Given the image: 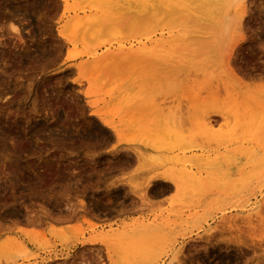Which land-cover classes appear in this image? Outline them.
<instances>
[{"label":"rangeland","instance_id":"374dc122","mask_svg":"<svg viewBox=\"0 0 264 264\" xmlns=\"http://www.w3.org/2000/svg\"><path fill=\"white\" fill-rule=\"evenodd\" d=\"M253 1L241 25L234 0H179L195 8L184 9L186 26L181 19L155 31L163 37L162 58L84 71L78 67L91 59L87 52L117 46L102 27L76 24L89 13L87 1L0 0V121L12 128L6 147L18 148L0 158V240L7 236L2 227L23 220L12 228L27 242L25 249L1 247L0 256L18 264H112L103 246L76 242L145 216L160 226L137 264H170L174 254L182 264L264 263V22L260 0ZM14 6L18 16L10 12ZM192 12L203 18L194 20ZM10 17L22 41L9 30ZM147 35L133 30L126 44L142 45L136 41L146 42ZM181 36L183 51L176 42ZM230 46L231 63L244 69L239 82L222 75ZM91 73L104 78L92 80ZM101 120L117 126L119 135ZM175 169L207 177L211 190L174 192L162 181L144 189L150 175ZM142 191H151L150 198ZM7 196L20 214H5ZM172 204H179L177 212H169ZM25 213L39 223L25 225ZM236 237L245 244L227 242ZM138 245L121 244L122 260Z\"/></svg>","mask_w":264,"mask_h":264},{"label":"bare ground","instance_id":"6f19581e","mask_svg":"<svg viewBox=\"0 0 264 264\" xmlns=\"http://www.w3.org/2000/svg\"><path fill=\"white\" fill-rule=\"evenodd\" d=\"M65 1V0H64ZM87 1V3H89V9H88V12L86 15H83L82 17H79L78 19H76V24H78L81 28H86V29H96V28H99V27H102L104 29V31L110 36H112L114 39L117 40V46L111 50V47H107V46H104L107 47L102 53L100 54H97L96 53V50L97 49H93V51H89L87 52L86 54L91 58L89 61H86V62H83L79 65L78 68H81L82 70L86 71V70H89V71H94L96 69V67L98 66H104L105 68L106 67H112V66H119V65H122L124 64L127 60L131 59V58H134L137 60L138 63H144V62H147V61H154V60H157V59H160L162 58L163 56V37H162V34H160V37H154L156 36V33L155 31L158 29V27H161L163 24H169V23H180L181 19L184 20V23L183 25L186 26L187 24V21H188V16L189 13L185 12L184 9L186 8H195V7H185L183 5V2H182V5L179 4V0H160V4H156L155 3V0H85ZM163 1V2H162ZM236 2V4L239 3V8H240V13H238V17H239V20H238V23H241L242 22V19L244 18V16H248L249 13H248V10H251V9H248V4H250L251 2L247 3L248 0H234ZM262 0L258 1V3L255 1V4H259L257 5L258 6V11L260 12V14L263 16V22H264V13H263V9H264V5L262 4L261 2ZM154 2V3H153ZM238 2V3H237ZM1 4V3H0ZM252 4V3H251ZM250 4V5H251ZM254 4V3H253ZM65 5V4H64ZM249 5V6H250ZM216 7V6H215ZM252 7V6H251ZM256 6L252 7L253 9L255 8ZM211 9V8H210ZM1 10V9H0ZM209 10V9H208ZM257 10V9H256ZM18 7L17 6H14L13 9H11V13H14L18 16ZM3 12H6V10ZM25 12V11H24ZM9 13V12H8ZM10 13V14H11ZM22 13V12H21ZM251 13V12H250ZM1 14H2V11H0V19L1 18ZM4 14V13H3ZM192 14L193 16H195V19L194 20H198V18H203V15L204 13H199V12H192L190 13ZM20 15V14H19ZM26 15V14H25ZM210 15H214V14H210ZM209 15V16H210ZM251 15V14H250ZM253 15V14H252ZM9 16V15H8ZM13 16V15H11ZM22 16V15H21ZM6 17V16H5ZM20 17V16H19ZM23 17V16H22ZM211 17V16H210ZM256 17V16H255ZM254 17V18H255ZM8 18V17H7ZM14 18V16H13ZM26 18V17H25ZM4 19V18H3ZM18 19V18H17ZM249 19V18H248ZM260 19V18H259ZM10 22L8 24V28L11 32H13L16 36V38L19 40V41H22L21 40V37H20V27L17 25V23L13 22L12 21V17H10ZM21 22H22V19H20ZM258 21V20H257ZM245 22V21H244ZM256 22V21H255ZM262 23V22H261ZM182 24V23H181ZM244 24V23H241V25ZM239 25V24H238ZM257 26V25H256ZM263 26V25H262ZM260 25V27H262ZM264 27V26H263ZM256 28V27H255ZM259 28V27H258ZM257 29V28H256ZM254 29V30H256ZM262 29V28H261ZM260 29V30H261ZM133 30H137V31H147L150 35H147V36H144L145 39H146V42H142L140 43V39L136 42H139V44H142V45H139L137 47H133V45L130 43V41H128V44H126V40H127V37L129 36V33ZM243 29L240 27L237 32L239 34V37L237 38H245L246 36L244 35L245 32L242 31ZM253 30V31H254ZM258 30L257 32L259 33ZM263 31V30H262ZM260 31V33L262 32ZM162 32V31H161ZM255 33H257L256 31H254ZM255 34V35H258ZM64 34V33H62ZM61 34V35H62ZM253 34V33H252ZM262 35V34H261ZM264 35V33H263ZM174 36V35H173ZM245 36V37H244ZM254 36V35H253ZM252 36V37H253ZM67 37V36H66ZM142 37V36H141ZM258 37V36H257ZM172 38V36H171ZM254 38V37H253ZM252 38V39H253ZM136 39V38H135ZM134 39V40H135ZM259 40V39H258ZM103 41V40H101ZM179 41V43H178ZM182 40V36L180 38L177 39V43L180 44V46L178 45V47H180L179 50L183 51L185 50L184 49V46L185 45V41ZM176 42H173L176 44ZM238 42V41H236ZM235 41L233 43H236ZM240 42V41H239ZM22 43V42H21ZM110 43V42H109ZM108 43V44H109ZM148 43V44H147ZM171 43V42H170ZM258 43V42H257ZM262 45L264 44V42H261ZM107 44V43H106ZM134 44V43H133ZM238 44V43H237ZM256 44V43H255ZM135 45V44H134ZM236 45V44H234ZM103 46V45H102ZM115 46V45H114ZM233 46V45H232ZM232 46H230V50H229V53H227V57H226V60L223 64V72H222V75L225 73L226 75L225 76H228V80L231 79V81L235 82H239V81H242V79H244V74L242 73L244 71L241 72L240 68L237 67L236 65H234V63H231V54L230 52L232 51ZM254 46V45H253ZM261 46V45H260ZM27 47V46H26ZM240 48V47H239ZM29 49V48H27ZM262 49V48H261ZM103 50V49H102ZM262 51V50H261ZM24 52V51H23ZM234 53V52H233ZM23 54V53H22ZM26 54V53H25ZM235 54V53H234ZM241 55V54H240ZM27 56V55H26ZM25 56V57H26ZM24 57V56H23ZM24 57V58H25ZM235 57V56H234ZM233 57V58H234ZM237 57V56H236ZM235 59V58H234ZM232 59V60H234ZM222 60V59H221ZM238 62V61H237ZM222 63V61H221ZM240 65V64H239ZM116 68V67H114ZM113 68V69H114ZM263 71V69H261ZM260 71V72H262ZM246 72V70H245ZM256 73V72H255ZM249 74V73H248ZM253 75V74H252ZM249 74V76H252ZM261 75V74H260ZM244 76V77H243ZM248 77V76H247ZM246 77V78H247ZM253 77V76H252ZM255 77V76H254ZM253 77V78H254ZM257 77V76H256ZM263 77V76H262ZM104 78V76L102 74H95V73H91L90 75V79L92 80H95V81H99V80H102ZM227 78V77H226ZM258 78L260 79L261 76L259 77V74H258ZM110 86V85H109ZM112 88V87H111ZM115 88L117 89V91H122L124 89V87L122 85H118L117 87L115 86ZM217 114V112H215ZM214 114V113H212ZM214 114V115H216ZM249 119V118H248ZM1 120V119H0ZM101 122L103 123V125H105L110 131H112L113 134L115 135H119V131H118V127L111 124V123H108L106 121H103L101 120ZM250 122V121H249ZM211 124V123H210ZM20 124H18L19 126ZM38 125V124H37ZM250 125H252V121L250 122ZM63 125H61L60 128H62ZM256 126V125H255ZM4 128V130L0 129V133L3 134L4 133V136L5 138H2V142L0 143V145H2V148L0 147V158L3 156L2 152L5 151V155L7 154L6 152L11 150V149H8L6 147V139H7V136L11 134V126L9 127L6 126L5 124H2L1 121H0V128ZM22 127V126H21ZM38 127V126H37ZM40 127V125H39ZM66 127V126H65ZM17 128V127H16ZM33 128V127H32ZM258 128V127H257ZM58 129V128H57ZM15 130V129H14ZM3 133H2V132ZM25 131V130H24ZM36 131V128L35 130ZM39 131V130H38ZM68 130L66 128L63 127L62 129V132L66 133ZM16 132V131H15ZM10 133V134H9ZM17 133V132H16ZM31 133H33L31 131ZM60 133V132H59ZM88 133V132H87ZM86 133V134H87ZM251 133V132H250ZM0 134V135H1ZM8 134V135H7ZM21 134V133H20ZM20 134H15L14 136L17 138L20 136ZM29 134V133H28ZM27 134V135H28ZM61 134V133H60ZM181 134V133H180ZM7 135V136H6ZM78 135V134H77ZM88 136V135H87ZM178 136V135H177ZM3 137V136H2ZM9 137V136H8ZM66 137V136H64ZM86 137V136H84ZM89 137V136H88ZM182 137V136H180ZM28 138H29V135H28ZM69 138V137H67ZM75 138V137H74ZM78 138V137H77ZM90 138V137H89ZM30 139V138H29ZM62 139V138H61ZM73 139V137H72ZM79 139V138H78ZM75 140V139H74ZM17 141V140H16ZM29 141V140H28ZM31 141V140H30ZM78 141V140H77ZM76 142V141H75ZM4 143V145H3ZM14 142H12L13 144ZM17 143V142H16ZM29 144V143H28ZM32 144V143H31ZM29 146V145H27ZM26 146V147H27ZM18 147V146H17ZM25 147V148H26ZM28 148V147H27ZM16 149V148H15ZM15 149H12V152L13 150L15 151ZM18 149V148H17ZM16 149V150H17ZM190 149V148H189ZM7 150V151H6ZM20 150V148H19ZM21 151V150H20ZM11 152V151H9ZM11 152V153H12ZM9 154V153H8ZM200 159V158H199ZM209 159V158H208ZM207 159V160H208ZM213 159V158H212ZM239 159V158H238ZM7 160V158H6ZM15 160V159H14ZM2 161V160H1ZM0 161V162H1ZM4 161V160H3ZM13 161V160H12ZM199 161V160H198ZM197 161V162H198ZM213 161V160H212ZM9 162V161H8ZM14 162V161H13ZM201 162V161H200ZM206 162V161H204ZM211 162V161H210ZM12 163V162H11ZM11 163L9 162L8 164L11 165ZM188 163V162H187ZM13 164V163H12ZM9 165V166H10ZM23 165V164H21ZM20 165V166H21ZM167 165V164H166ZM19 166V167H20ZM15 168V167H14ZM21 168V167H20ZM185 170V169H183ZM187 170V168H186ZM180 171V170H177L175 169V171H166V172H162V173H157V174H152L150 175L146 181H145V185H144V189L147 190V189H151L152 187H155L154 186V183L156 181H162V182H165L167 183L168 185H170L172 188H173V191H180V192H185V191H195V192H198V193H206V192H209L211 190V180L209 181V179H207V177H199V176H196L198 175V173L193 176L192 175V172H188V171ZM200 173V172H199ZM16 174V173H15ZM29 180V179H27ZM78 180V179H77ZM31 181V180H30ZM28 183V182H27ZM116 183V182H115ZM164 183V184H165ZM166 184V185H167ZM29 185V184H28ZM167 185V186H168ZM169 186V187H170ZM29 187V186H28ZM31 187V186H30ZM168 187V188H169ZM158 188V187H157ZM165 188V187H164ZM1 189V188H0ZM166 189V188H165ZM4 190V189H3ZM156 190V189H155ZM168 190V189H167ZM141 191V190H140ZM148 191V190H147ZM152 191V190H151ZM148 192L149 194L152 193V192ZM8 192V191H7ZM143 194L146 195L148 194L147 192H144L142 191ZM161 192V191H160ZM149 194L147 195L149 197ZM3 195V194H2ZM10 195V194H9ZM12 195V194H11ZM49 195V194H48ZM48 195L46 197H48ZM143 195V197H144ZM154 195V194H153ZM156 195V194H155ZM50 196V195H49ZM140 196V195H139ZM145 196V197H147ZM4 197V196H3ZM2 197V198H3ZM144 197V198H145ZM12 199V203L14 201V194L13 196L11 197ZM141 198V197H140ZM150 198V197H149ZM46 199V198H45ZM56 199V198H55ZM9 197L7 196L6 198H4L3 202H1V204H3L4 206L7 205V201L9 202ZM48 200V199H47ZM52 201V200H51ZM54 201V200H53ZM130 202V201H129ZM133 202V201H132ZM53 204V203H52ZM94 204V203H93ZM123 204V203H122ZM136 204V203H134ZM46 205V204H45ZM121 205V204H120ZM119 205V206H120ZM125 205V204H124ZM122 205V207L124 206ZM262 205V204H261ZM15 205L14 204H8L7 205V210L5 211L8 215L10 216H16L18 215V213L20 214V210L18 211L17 209V206L16 208L14 207ZM48 206V204H47ZM135 206V205H134ZM133 206V208H134ZM264 206V205H263ZM89 207V206H88ZM92 207V206H91ZM144 207V206H143ZM102 209V207H100ZM104 208V207H103ZM115 208V207H114ZM120 208V207H119ZM117 208V209H119ZM129 208V206H128ZM131 208V209H133ZM171 209L169 210V212L173 213V212H177V210H179V204H176V205H171L170 207ZM262 208V207H260ZM44 209V208H43ZM48 210V208H46ZM50 209V208H49ZM69 209V208H68ZM93 209V208H92ZM122 209V208H121ZM120 209V210H121ZM125 209V208H124ZM5 210V209H4ZM46 210V211H47ZM91 211V209H88ZM97 210V208H96ZM112 210V209H111ZM123 210V209H122ZM121 210V211H122ZM134 210V209H133ZM263 210V209H262ZM45 211V212H46ZM50 211V210H49ZM58 211V210H57ZM61 211V210H60ZM70 211V210H69ZM68 211V212H69ZM93 211V210H92ZM99 211V210H98ZM106 211V210H105ZM124 211V210H123ZM129 211V210H128ZM127 211V212H128ZM259 211V210H258ZM67 212V213H68ZM114 212V211H113ZM116 212V211H115ZM114 212V213H115ZM131 212V211H130ZM168 212V211H167ZM262 212V211H261ZM27 213V211H26ZM25 213V214H26ZM44 213V212H43ZM47 213V212H46ZM49 213V212H48ZM51 213V212H50ZM59 213V212H58ZM93 213V212H92ZM120 213V212H119ZM28 214V213H27ZM26 214V217L24 218L25 221L23 222L25 225H29V224H36V222L39 223V219H35V218H31V217H28V215ZM96 214V213H95ZM94 214L95 217H97L96 215ZM98 214V212H97ZM102 214V213H101ZM105 214V213H103ZM113 214V213H112ZM117 214V213H116ZM4 215V214H3ZM57 215V213H56ZM65 215V214H64ZM99 215H100V212H99ZM21 216V215H20ZM39 216V215H38ZM37 216V217H38ZM48 216V215H47ZM68 216V214L66 215ZM112 216V215H111ZM259 216V215H258ZM263 216V214H262ZM19 217V216H17ZM22 217V216H21ZM45 217V216H44ZM52 218L53 219V216H52V213L49 214V217L48 218ZM55 217V216H54ZM57 217V216H56ZM62 217V216H61ZM102 217V215H101ZM145 217V216H144ZM144 217L141 219H130V221H122L119 225V227H113L111 224H108V227L109 229L107 231H104L103 228L100 230L102 234H98V235H91L83 240H80L77 241L76 243H79L80 245H89L90 247L91 246H94V245H100V246H103L104 249H105V255L108 259H110L111 263L112 264H137L135 263L136 261V258H142L140 255L142 254V252L144 253L148 247H149V241L150 240H153V239H150L151 237L154 238V234L156 233L158 227L160 226L159 223L157 222L156 219H152L151 221H149L148 219H144ZM7 218V217H6ZM41 219V217H38ZM46 218V217H45ZM60 218V217H59ZM64 218V217H62ZM99 218V217H97ZM104 218H105V215H104ZM102 217V219H104ZM107 218V217H106ZM109 218V217H108ZM8 219V218H7ZM14 219V218H13ZM16 220L18 218H15ZM56 219V218H55ZM100 219V218H99ZM6 220V219H5ZM50 220V219H49ZM59 221V219H57ZM101 220V219H100ZM23 221V220H22ZM22 221H10V223H7L8 225L7 226H4L2 228L4 233L7 234V236H4L3 238H1L0 240V248L3 247V249L7 247H9L8 249L10 250V247L13 248L11 250H14L16 249V247H19V249H21V247L23 249H25L27 247V242L23 239V237L20 236L21 233H17L13 228H12V225H16ZM114 223V222H113ZM119 224V223H118ZM117 224V225H118ZM2 225H4L2 223ZM1 225V226H2ZM13 226V227H14ZM17 226V225H16ZM96 226V224H95ZM112 226V227H111ZM101 227V226H100ZM105 228V227H104ZM90 229V228H89ZM106 229V228H105ZM1 231V229H0ZM212 231V230H211ZM243 231V230H241ZM240 231V232H241ZM214 232V231H212ZM208 236V235H207ZM246 236V235H245ZM215 237V236H214ZM243 237V236H242ZM213 238V237H212ZM216 238V237H215ZM203 239H205V237H203ZM244 239V238H243ZM241 237H236L232 240H227V242H232L234 244H236L237 246L240 245V244H245L244 243V240H243ZM205 240H209L208 238L205 239ZM247 240V239H245ZM250 240V239H248ZM135 241H138L139 242V245L137 246L138 248L133 251L131 254H130V258L131 259H127L126 261L122 260V249L121 248V244H124L126 245L125 248L127 247V245H132V243H134ZM226 241V240H225ZM224 241V242H225ZM258 241V240H257ZM256 241V242H257ZM29 242V240H28ZM203 242V241H202ZM210 242V241H209ZM249 242V241H248ZM262 242V241H261ZM30 243V242H29ZM207 244V243H206ZM215 244V243H214ZM213 244V245H214ZM260 244V243H259ZM216 245V244H215ZM257 245V244H256ZM206 246H209L210 245H206ZM212 246V245H211ZM226 246V245H225ZM236 246V247H237ZM251 245H248V247H250ZM84 247V246H83ZM86 247V246H85ZM124 247V246H123ZM203 247V246H201ZM228 247V246H227ZM235 247V246H233ZM258 247V246H257ZM87 248V247H86ZM94 248V247H93ZM92 248V249H93ZM205 248V246H204ZM213 248V247H212ZM229 248V247H228ZM239 248V247H238ZM18 249V248H17ZM89 249V248H88ZM96 249V247H95ZM129 249V248H128ZM234 249V248H233ZM100 250V249H99ZM95 251V250H94ZM121 251V252H120ZM228 251V249H227ZM231 251V250H230ZM207 252V251H206ZM213 252V251H212ZM254 252V251H252ZM263 252V251H262ZM147 253V252H145ZM99 254V253H98ZM148 254V253H147ZM213 254V253H212ZM1 255V254H0ZM6 255V254H5ZM8 255V254H7ZM6 255V256H7ZM125 256L127 254H124ZM222 255V254H220ZM260 255V254H259ZM54 256V255H53ZM100 254L97 256V259L99 258ZM145 256V254H144ZM215 256V255H214ZM225 256V255H224ZM253 256V254H252ZM179 256L177 254H174L171 259L169 260V263L172 264L173 262L177 263V264H182L178 258ZM212 257V256H211ZM255 257V256H254ZM126 258H128L126 256ZM227 258H231V261L233 259V256L229 255V257L227 256ZM49 259V258H48ZM100 259V258H99ZM208 259H210L208 257ZM255 259V258H254ZM182 261V260H181ZM225 261V260H224ZM235 261V260H234ZM259 261H261L259 259ZM264 261V259L262 260ZM17 261H8L7 258H3V256H0V264H18L16 263ZM138 262V261H136ZM172 262V263H171ZM226 263V262H225ZM234 263V262H233ZM256 263V262H255ZM22 264V263H21ZM230 264V263H229ZM254 264V263H253ZM264 264V263H263Z\"/></svg>","mask_w":264,"mask_h":264}]
</instances>
